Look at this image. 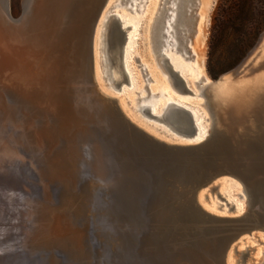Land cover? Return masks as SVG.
Returning a JSON list of instances; mask_svg holds the SVG:
<instances>
[{"label":"water","instance_id":"obj_1","mask_svg":"<svg viewBox=\"0 0 264 264\" xmlns=\"http://www.w3.org/2000/svg\"><path fill=\"white\" fill-rule=\"evenodd\" d=\"M107 1L91 0L80 29L70 26L46 43L34 73L21 84L35 114L55 121L51 136L72 141L94 160L91 175L82 171L79 157L67 154L54 166L78 182L80 190L70 194L79 199L73 201L74 215L93 221L104 215L119 228H139L146 264H227L231 250L237 253L247 237L264 233V107L221 121L197 144L161 140L133 123L116 99L100 91L96 79L93 31ZM22 16L10 14V21L20 23ZM128 29L115 22L111 30V56L122 75L116 88L129 84L123 54ZM259 44L230 75L251 65L247 63ZM164 66L173 83L191 93L167 60ZM140 109L164 122L149 107ZM179 109L189 117L186 131L191 136L196 128L190 112ZM222 180L242 187L247 196L242 215L218 216L199 204L200 192H214ZM249 252L240 254L242 264Z\"/></svg>","mask_w":264,"mask_h":264},{"label":"rangeland","instance_id":"obj_2","mask_svg":"<svg viewBox=\"0 0 264 264\" xmlns=\"http://www.w3.org/2000/svg\"><path fill=\"white\" fill-rule=\"evenodd\" d=\"M118 1L108 0L105 12L113 7L108 14L111 12L110 14L121 16L127 21L122 24L123 28L133 24L138 28L134 37L130 29L125 31L126 36L133 37L127 59L133 84L123 83L118 89L112 88L103 78L98 62L99 89L104 95L116 99L121 106L124 105L139 123L157 133L158 137L161 136L169 141L171 138L167 135H173V131H168L169 127L164 122L143 116L139 112V106L142 104L153 101L152 109L158 113L169 100L182 103L197 113L202 129L208 132L211 119L208 110L202 106L205 98L199 96L200 87L210 83L212 85L209 89L217 94L228 85L244 86L264 78V18L255 38L249 36L253 33L252 14L261 13L260 9L263 8L264 16V0H253L251 6L246 5L245 10L236 17L235 26L229 28L220 44L214 47L211 44L214 17L223 0H192L194 6L191 27L187 33L188 38L183 43L184 50L175 52L172 48H169L170 51L165 49V55L171 59V64L175 66L174 70L181 74L191 93H179L172 88L168 74L157 65L158 53L153 52L151 35L146 34L151 15L160 14L162 7L164 9L162 11L165 12L166 8L170 7L171 0H139L138 7H131V10H128L130 4L117 6ZM23 9V0H11V14L15 19L23 14ZM155 9L157 13H153ZM133 10L136 12H132ZM103 19L104 15L95 31V50L98 59L100 52L97 49L100 46L97 42H100L99 37L103 30L100 24ZM258 44V48L247 63L251 65L239 75H230V72L237 68ZM9 71L6 72L7 74L1 73L2 77H0V93H2L0 94V264H83L61 252L34 250L28 244V237L33 228L31 225L33 207L46 199L56 203L60 186L46 175L49 150L47 145L34 137L36 125L32 119L38 122L39 116L31 119L25 107L3 89L2 85L9 82L10 75H15L13 70ZM149 78L150 80L147 81ZM218 78L221 79L212 83V80ZM2 80H6L5 83ZM199 80L201 82L197 86ZM142 98L145 99L141 100ZM55 140L59 145L65 142L61 138ZM75 150H77L76 156L81 159L82 171L87 175L93 174L95 163L92 157L78 148ZM65 177L73 186L72 177ZM198 198L203 207L219 216H236L234 207L245 212L247 206L242 187L231 180L220 181L214 192H211L210 188L203 190ZM71 220L70 218L69 224L74 226ZM86 220L84 240L81 241L83 252L81 251L80 255L89 254L88 264H146L140 252L139 228H119L104 215L95 221L89 218ZM76 242L78 240H75ZM247 248L250 252L244 264H259L264 253V233L259 232L247 237L237 246V253L231 250L227 264H242L240 254Z\"/></svg>","mask_w":264,"mask_h":264},{"label":"bare ground","instance_id":"obj_3","mask_svg":"<svg viewBox=\"0 0 264 264\" xmlns=\"http://www.w3.org/2000/svg\"><path fill=\"white\" fill-rule=\"evenodd\" d=\"M137 1L139 0H119L117 6L130 4L128 10H131V7H138L139 2ZM171 1L169 3L170 5L167 3L170 7H167L165 12L162 11L164 10L162 7L160 8L162 12L160 11V14L158 13L159 15H151L152 18L146 27V34L148 36L151 35L150 38L153 52L155 54L158 53L156 56L157 65L163 70V72L168 74V81L171 82L172 88L176 92L187 93L180 90V88L173 83L168 70L164 66V62L167 60L168 64L172 66V70H174L173 67L175 66L171 64V59L167 57L165 53L166 50L170 51L169 48H172L175 52H179L180 49L184 50L183 43L187 40V33L190 31L194 3H192V0ZM90 2L91 0H23L24 9L22 20L20 23H13L10 21L11 0H0V77H2L1 73L3 74L5 72V74H7L6 72L9 70H13V73H15L14 76L10 75L11 79L8 77L9 82L6 84L2 83V86L7 94L15 98L25 107L30 118L37 117V115L35 114L33 107L25 102L26 96L23 92L24 90L21 88L24 78L34 73L33 67L41 60L40 51L46 43H52L54 38L59 35L60 32L70 26L80 29L87 14ZM105 8L93 31V54L96 79L98 82L97 67L98 62H100L103 78L107 80L109 86L114 89H118L119 87L116 88L117 86L115 83H119L121 81L122 75L112 60L110 35L115 22L120 24L121 29H125L122 27V24H125L127 21H124L121 16L119 17L113 13L110 14L111 12L108 14V11L113 7H110L106 12ZM132 12H136V10H133ZM153 13H157L156 9ZM103 15L104 19L100 24V28L103 30L100 33V42H97V45L99 44L100 46L97 49L100 52L98 59L97 52L95 50V31ZM129 28L134 37L138 32V28L134 24ZM133 37L126 36V48L124 47L123 51L124 68L128 74L129 85L133 84V77L129 74L130 72L127 59L129 57L128 51H131ZM32 47H34V49H32ZM9 73L11 72L9 71ZM180 75L181 74L178 72V76ZM5 77L6 75L3 76V78ZM149 80L150 78L147 81ZM4 81L6 80H2V82ZM200 82L201 80H199L197 86ZM184 84L185 86L187 85L185 81ZM210 86V83H208L199 88V96H203L205 98V102L202 106L205 107L210 114L211 125L208 132L202 129V123L199 121L197 113L193 109L182 103L173 102V100H169L166 104L164 103L165 105L158 113L155 109H152L154 104L153 101L141 105L149 107L150 110L152 109V113L161 118L169 127L168 131H173V135H167L168 138H171L169 141L168 139H163V137L161 138V136L158 137L159 135H156L157 133L155 134L150 128L148 129L139 123L137 119H135L136 117L134 118L132 114L129 113L130 111L125 109L124 105H120V107L133 123L140 126L148 133L161 140L178 144H197L205 141L207 137L211 136V134L215 132L221 121L228 122V120L232 117H241L246 114L252 115L256 110L264 107V90L259 91L257 89L251 94L243 92L233 99H224L221 96L222 94L220 95L219 91L217 94L212 93V90L209 89ZM229 86L232 85H228L226 88ZM144 99L145 98H142L141 100ZM141 106H139V112L145 116L143 114V109H140ZM179 108L186 109L190 112V119L196 128V132L191 136L188 135L186 131L188 126L187 120H189V117ZM38 120V122H34V119H32L33 123L36 125V130L34 129V137L37 141L44 142L49 149L46 161V175L50 180L57 182L60 186V193L56 203L52 202L50 199H46V201L37 203V205L35 204L36 206L33 207L31 213L33 218V224L31 225H33V228L29 237L27 236L28 244L34 250H47L50 252L58 251L65 254V256L67 255L70 259L79 261L83 264H88L90 259L89 254L85 255V253H82V255H80L81 251L83 252L81 248V241L84 240L83 234L85 232L87 220L76 219L73 211L75 208V203L73 201H78L79 199L76 200L70 197L71 193H75L77 190H80L78 182L76 179L72 178L73 186H71V184L66 181L67 178L65 175L60 172H55L54 169V166L59 163L62 155L64 154L76 159L78 156H76L77 152L75 151L77 150H75L76 148L74 147V143L72 141L65 140V142L63 141L61 142L62 144L59 145L58 142H56V140L51 136L53 131L56 129V123L51 117L48 119L47 117L42 116L39 117ZM244 196L246 197L247 205V196L245 194ZM80 197L81 195L79 197L77 196V198ZM199 204L201 205L200 202ZM202 208L213 214V211H210L203 206ZM233 209L236 212V216H240L245 213L242 209L237 207H234ZM70 218L72 219L71 221L74 226L69 224ZM75 240H78V242L75 243ZM230 254L231 252L229 253V256ZM259 264H264V254L263 258L259 261Z\"/></svg>","mask_w":264,"mask_h":264},{"label":"trees","instance_id":"obj_4","mask_svg":"<svg viewBox=\"0 0 264 264\" xmlns=\"http://www.w3.org/2000/svg\"><path fill=\"white\" fill-rule=\"evenodd\" d=\"M252 1L253 0H223V2H221L217 8L212 28L211 44L213 47L216 46V44H220L226 31L232 26H235L236 17L245 10L246 5L250 4L251 6ZM260 12L261 13L256 15L252 14L253 19L251 22L253 25V33L249 34L252 39L258 34L263 23V8L262 10L260 9Z\"/></svg>","mask_w":264,"mask_h":264},{"label":"flooded vegetation","instance_id":"obj_5","mask_svg":"<svg viewBox=\"0 0 264 264\" xmlns=\"http://www.w3.org/2000/svg\"><path fill=\"white\" fill-rule=\"evenodd\" d=\"M257 89L259 91L264 90V78L262 80L254 81L253 83L249 85H244V86L232 85V86H229L228 88L221 89L220 90L221 92L220 91L219 92H220V95L222 94L221 96L224 99H233L243 92L251 94Z\"/></svg>","mask_w":264,"mask_h":264}]
</instances>
